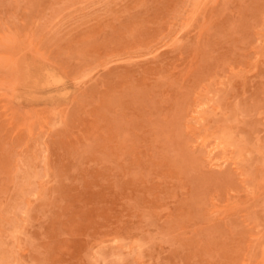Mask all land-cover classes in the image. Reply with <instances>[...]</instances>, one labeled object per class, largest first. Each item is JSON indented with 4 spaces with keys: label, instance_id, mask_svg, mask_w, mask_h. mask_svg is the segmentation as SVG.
<instances>
[{
    "label": "rangeland",
    "instance_id": "1",
    "mask_svg": "<svg viewBox=\"0 0 264 264\" xmlns=\"http://www.w3.org/2000/svg\"><path fill=\"white\" fill-rule=\"evenodd\" d=\"M110 263L264 264V0H0V264Z\"/></svg>",
    "mask_w": 264,
    "mask_h": 264
},
{
    "label": "bare ground",
    "instance_id": "2",
    "mask_svg": "<svg viewBox=\"0 0 264 264\" xmlns=\"http://www.w3.org/2000/svg\"><path fill=\"white\" fill-rule=\"evenodd\" d=\"M250 54H251V53H250ZM248 57H249V56H248ZM35 61H36V60H35ZM33 62H34V61H33ZM39 62H40V61H39ZM39 62H38L37 64H39ZM28 64H31V63H28ZM32 66H33V63H32ZM43 66H45V65H43ZM45 67H46V66H45ZM36 68H38V67H36ZM40 68H41V65H40ZM49 68H51L50 71H52V72H51V75H52V74H53V69H52L53 67H48V69H49ZM29 69H30V68H29ZM42 69H44V67H43ZM30 70H31V69H30ZM32 70H33V68H32ZM33 71H34V70H33ZM45 71H47V70H45ZM45 71H44V72H45ZM23 72H24V71H23ZM25 72H26V70H25ZM25 72H24V73H25ZM36 72H37V70H36ZM48 72H49V71H48ZM55 72H56V71H55ZM49 74H50V73H49ZM23 75H25V74H23ZM41 75H42V73H41ZM57 75H58V73L56 72V75L54 74V76H53L52 78L54 79ZM44 76H45V75H44ZM49 76H50V75H49ZM25 77H26V76H25ZM47 77H48V75H47ZM49 78H50V77H49ZM58 78H59V76H58ZM40 79H41V78H40ZM56 79H57V78H55L54 81H55ZM61 79L65 80L64 78H61ZM61 79H58L59 82H58V83L55 82L54 84H55V85H56V84H59ZM24 80H25V78L23 79V81H24ZM42 80H43V79H41V81H42ZM44 80H45V79H44ZM38 81H39V80H38ZM52 81H53V80H51L50 83H51ZM56 81H57V80H56ZM64 82H65V81H64ZM24 83H25V81L22 82L21 84L23 85ZM31 83H32V81H31ZM40 83H42V82H40ZM46 83H47V82H46ZM48 83H49V82H48ZM34 84H35V83H34ZM37 84H38V83H37ZM43 84H44V83H43ZM52 84H53V82H52ZM54 84H53V85H54ZM48 85H49V84H48ZM50 85H51V84H50ZM228 85H229V84H228ZM34 86H35V85H34ZM34 86L32 85V88H34ZM24 87H25V86H24ZM27 87H29V85H28ZM36 87H37V86H36ZM40 87H41V85H40ZM44 87H45V86H44ZM47 87H48V86H47ZM50 87H51V86H50ZM32 88H31V89H32ZM45 88H46V87H45ZM63 88H64V87H63ZM63 88H62V89H63ZM69 89H70V88H69ZM69 89H68V91H69ZM57 90H58V89H57ZM57 90H56V91H57ZM70 90H71V89H70ZM22 91H24V90H22ZM26 91H27V90H26ZM68 91H67V92H68ZM72 91H74V90H72ZM51 92H52V91H50V93H51ZM60 92H61V89H60ZM67 92H66V93H67ZM26 93H27V92H26ZM26 93H25V94H26ZM32 93H33V92H32ZM52 93H53V92H52ZM55 93H57V92H55ZM58 93H59V92H58ZM69 93H70V91H69ZM37 94H38V93H36V95H37ZM46 94H47V93H46ZM59 94H60L59 96L61 97V96H62L61 94H63V92H61V93H59ZM64 94H65V93H64ZM28 95H29V94H28ZM42 95H43V94H42ZM55 95H57V94H55ZM55 95H54V96H55ZM65 95H66V94H65ZM67 95H68V93H67ZM21 96H22V94H21ZM23 96H24V95H23ZM23 96H22V97H23ZM45 96H46V95H45ZM50 96H51V95H50ZM50 96H49V97L47 96L48 99L51 98ZM54 96H53V97H54ZM26 97L29 98L28 96H26ZM57 97H58V96H57ZM63 97H64V95H63ZM54 98H55V97H54ZM41 99H42V98H41ZM41 99H40V100H41ZM46 99H47V98H46ZM46 99H45V100H46ZM51 99H52V98H51ZM55 99H56V98H55ZM33 100H34V99H32V101H33ZM36 100H38V99H36ZM22 101H23V100H22ZM28 101H29V100H28ZM34 101H35V100H34ZM34 101H33V102H34ZM47 101H48V100H47ZM49 101H50V100H49ZM53 101H54V99H53ZM23 102H24V101H23ZM56 102H57V101H56ZM31 103H32V102H31ZM51 103H52V102H51ZM49 104H50V103H49ZM57 125H58V124H57ZM43 140H44V139H43ZM205 150H206V149H205ZM207 150H208V149H207ZM229 204H230V203H229ZM161 235H162V234H161ZM101 254H102V253H101ZM102 255H103V254H102ZM103 257H104V256H103ZM100 258H101V256H100ZM102 259H103V258H102ZM98 262H99V261H98ZM102 262H103V261H102ZM102 262H101V263H102ZM110 264H111V263H110Z\"/></svg>",
    "mask_w": 264,
    "mask_h": 264
}]
</instances>
